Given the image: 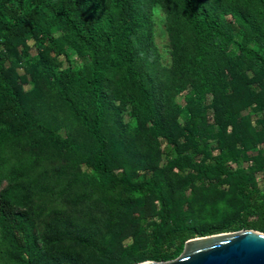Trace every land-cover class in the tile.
Wrapping results in <instances>:
<instances>
[{"label":"trees","instance_id":"trees-1","mask_svg":"<svg viewBox=\"0 0 264 264\" xmlns=\"http://www.w3.org/2000/svg\"><path fill=\"white\" fill-rule=\"evenodd\" d=\"M162 1L169 7L170 23L181 17L191 32L190 52L181 54L176 49L179 43L171 46L178 58L176 67L191 78L190 103L198 106L203 94L211 92L223 106L227 87L223 67L242 78L239 83L255 80L264 86V0H0V264L166 261L198 233L170 200L161 170L108 132L107 115L114 108L107 86L114 82L129 83L140 93L141 122L148 123L153 139L163 140L176 152L170 164L189 167L199 176L224 175L241 204L238 226L264 233V190L257 192L248 175L225 165L226 160L237 161L239 151L233 142H242V136L233 132L235 138L229 141L222 135L218 154L205 162L180 155L178 136L196 146L194 121L181 127L165 123L151 85L135 63L140 48L150 45V16ZM226 14L238 24L240 34L234 33ZM27 39L45 41L50 51L63 56L66 48L71 49L83 60L59 70L52 57L37 49L29 80L56 92L88 143L60 135L28 103L13 67L25 54V49L17 48ZM241 63L256 70L252 78L239 74ZM248 95L263 108L259 95L252 91ZM229 122L234 125L233 118ZM49 154L62 158L45 161ZM79 165L90 173L80 171ZM143 169L151 174L133 179ZM122 191H147L158 205L147 249L139 254L121 245L127 236L134 240L138 236L140 206ZM43 197L72 205L73 210L34 209L36 199ZM225 226L230 224H212L205 231L215 233Z\"/></svg>","mask_w":264,"mask_h":264},{"label":"rangeland","instance_id":"rangeland-1","mask_svg":"<svg viewBox=\"0 0 264 264\" xmlns=\"http://www.w3.org/2000/svg\"><path fill=\"white\" fill-rule=\"evenodd\" d=\"M168 9V5L163 1L160 6L154 7L150 16L152 23L150 45L148 49L140 48L135 63L145 77L146 83L151 85L155 107L165 123L173 122L181 127L189 123L191 119L194 121L196 146L189 144L183 136H178L179 154L193 162L208 161L220 150L219 138L226 135L230 141L235 138L233 132H237L242 136V142L237 140L233 142L239 151L238 159L236 162L226 160L225 165L229 171H243L250 177L252 187L257 192L263 191L264 86L255 80L246 84L239 83L242 78H238L223 67V75L227 83L225 94L221 97L223 106H219L211 92L203 94L198 106L190 103L187 93L191 88V78L185 69L180 71L176 67L178 58L171 52V46L173 43H179L176 49L181 54L190 52L191 32L181 17L175 23H170ZM224 17L230 23L234 33L240 34L238 24L233 18L229 14ZM56 33L59 32L56 31L54 34ZM17 49L18 51L25 49V54L16 59L13 67L20 76L19 84L30 106L60 135L68 136L78 143H88L86 135L81 131L76 120L64 109L56 92L45 87H35L29 80L31 59L36 55L37 49L52 57L56 69L59 70L69 64L80 65L83 60L67 48L66 56L55 54L48 49L45 41L37 44L32 39H27ZM254 73L256 70L241 63L239 74L249 79ZM261 82L264 85V76L261 77ZM248 91L262 98L263 108H257L254 105ZM107 93L114 108L107 115L108 132L114 138L122 140L136 156L145 162L155 164L161 170L169 186L170 200L179 213L186 217L187 222L197 229L198 233L192 237L245 230L238 226L241 224V204L234 191L224 181V175L204 177L197 175L189 167L172 166L170 160L176 152L163 140L153 139L148 130V123L143 125L141 122L138 108L140 93L131 84L121 82L108 85ZM232 118L234 125L229 122ZM57 157L62 158L61 155L49 154L44 160L53 161ZM43 166L47 164L44 162ZM39 167L41 168L40 164ZM79 170L90 173L83 165H79ZM150 174L149 169L138 170L136 175H133V179L140 181ZM122 193L131 195L135 203L140 202V206L139 210L137 209L138 236L136 240L127 236L121 240V245L128 247L133 254H139L147 249L151 227L157 220L158 205L155 198L147 191L142 194H125L124 191ZM32 206L40 212L44 208L73 210L72 205L45 197L36 199ZM212 224H230V226H225L215 233H207L206 227Z\"/></svg>","mask_w":264,"mask_h":264},{"label":"water","instance_id":"water-1","mask_svg":"<svg viewBox=\"0 0 264 264\" xmlns=\"http://www.w3.org/2000/svg\"><path fill=\"white\" fill-rule=\"evenodd\" d=\"M133 264H264V233L245 229L192 237L172 259Z\"/></svg>","mask_w":264,"mask_h":264},{"label":"bare ground","instance_id":"bare-ground-1","mask_svg":"<svg viewBox=\"0 0 264 264\" xmlns=\"http://www.w3.org/2000/svg\"><path fill=\"white\" fill-rule=\"evenodd\" d=\"M254 232V231H253Z\"/></svg>","mask_w":264,"mask_h":264}]
</instances>
